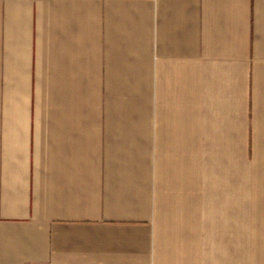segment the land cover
Listing matches in <instances>:
<instances>
[{
  "label": "crops",
  "instance_id": "obj_1",
  "mask_svg": "<svg viewBox=\"0 0 264 264\" xmlns=\"http://www.w3.org/2000/svg\"><path fill=\"white\" fill-rule=\"evenodd\" d=\"M0 264H264V0H0Z\"/></svg>",
  "mask_w": 264,
  "mask_h": 264
}]
</instances>
